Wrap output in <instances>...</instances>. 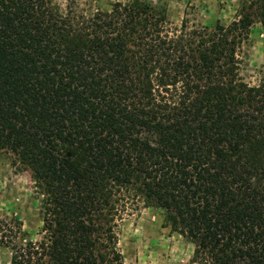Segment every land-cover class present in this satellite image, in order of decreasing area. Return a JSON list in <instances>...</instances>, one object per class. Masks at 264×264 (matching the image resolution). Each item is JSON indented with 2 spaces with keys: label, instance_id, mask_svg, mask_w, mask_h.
Instances as JSON below:
<instances>
[{
  "label": "trees",
  "instance_id": "trees-1",
  "mask_svg": "<svg viewBox=\"0 0 264 264\" xmlns=\"http://www.w3.org/2000/svg\"><path fill=\"white\" fill-rule=\"evenodd\" d=\"M68 8L0 0V148L30 171L43 224L38 242L1 235L10 264H123L130 202L194 264H264V82L241 80L237 54L264 0L178 35L139 0Z\"/></svg>",
  "mask_w": 264,
  "mask_h": 264
},
{
  "label": "rangeland",
  "instance_id": "rangeland-1",
  "mask_svg": "<svg viewBox=\"0 0 264 264\" xmlns=\"http://www.w3.org/2000/svg\"><path fill=\"white\" fill-rule=\"evenodd\" d=\"M61 12L69 5L79 15L90 17L109 11L115 3L130 0H52ZM150 5L166 18L170 35H178L220 21L229 25L239 19L252 0H139ZM245 11V12H244ZM256 19L247 40L238 50L239 77L249 86L264 82V26ZM41 196L31 181V173L10 150L0 148V237L4 245H25L42 238ZM117 219L114 229L117 250L123 264H194V247L177 233L164 226L160 211L130 202ZM11 249L0 248V264H10Z\"/></svg>",
  "mask_w": 264,
  "mask_h": 264
}]
</instances>
